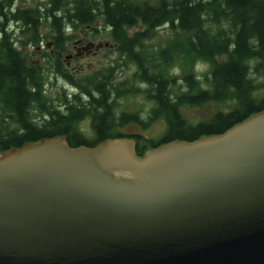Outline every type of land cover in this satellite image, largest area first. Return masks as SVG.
Returning <instances> with one entry per match:
<instances>
[{
  "label": "water",
  "instance_id": "1",
  "mask_svg": "<svg viewBox=\"0 0 264 264\" xmlns=\"http://www.w3.org/2000/svg\"><path fill=\"white\" fill-rule=\"evenodd\" d=\"M134 145L0 152V264H264V110L140 157Z\"/></svg>",
  "mask_w": 264,
  "mask_h": 264
},
{
  "label": "trees",
  "instance_id": "2",
  "mask_svg": "<svg viewBox=\"0 0 264 264\" xmlns=\"http://www.w3.org/2000/svg\"><path fill=\"white\" fill-rule=\"evenodd\" d=\"M97 21L114 39L116 33L120 35L123 43L119 51L136 64V78L147 82V97L154 102L148 119L170 112L171 121L158 140L113 134L91 141L79 136L69 122L71 117L61 115L56 106L43 98L38 66L31 65L26 55L17 50V41L7 26L11 22L20 24L17 32L29 33L28 44L38 45L41 26H48L54 32L52 41H58L65 29L91 27ZM136 24L141 25L143 32L137 31L129 38L121 33ZM165 26L173 32L179 30V42L175 39L172 50L169 46L158 51L152 60H142L145 37ZM221 56L224 60L216 62ZM173 59L178 69L185 71L179 79L186 89L174 100L166 88L168 81L174 79L152 74L156 68L153 61H160L165 69ZM206 64L209 69L200 77L193 75V66L202 68ZM55 69L59 70L58 56ZM254 76L264 78V0H45L27 8H16L10 0H0V152L27 142L64 136L68 129L75 134L65 139L69 147H92L104 139L130 138L135 141L134 151L139 157L146 150L173 140L190 142L220 134L252 113L264 110V99L252 97ZM198 81L206 88H199ZM228 100L233 107L215 112L206 122L189 125L176 114L179 104ZM71 112L73 116L79 113L75 109ZM5 122L14 124V128ZM95 129L97 133L103 131L101 124ZM144 141V145L139 143Z\"/></svg>",
  "mask_w": 264,
  "mask_h": 264
},
{
  "label": "rangeland",
  "instance_id": "3",
  "mask_svg": "<svg viewBox=\"0 0 264 264\" xmlns=\"http://www.w3.org/2000/svg\"><path fill=\"white\" fill-rule=\"evenodd\" d=\"M10 1L13 7L16 8L32 7L35 4L45 2V0H24L23 2L20 0ZM130 1L138 2L140 0ZM8 25V31L12 28L14 30L13 39L14 41H17V50L25 54L27 60L30 53H32L38 45L28 44L26 40L27 38H30L29 33L23 35L20 34L19 31L17 32V28L20 26V24H14L11 22L8 23L7 26ZM83 29L84 31L81 32L80 30ZM137 31L143 32V28L139 24H136L133 27L125 28V30H123L121 33L129 38ZM38 32L42 36L40 39L41 45H44L46 42L52 40L51 36L54 34V32H52L48 26L39 27ZM82 34H85L83 37L86 38L88 42L93 44L107 43L109 45L107 47L111 48H102L97 52L96 56H85L72 61L70 63V66L73 67L72 70H69L68 67L64 66L62 54L60 55L58 71L55 69V62L49 58L47 52H45L43 57L41 56L40 58H32L33 61L39 60L36 63V66H38L40 72L39 78L42 86L43 98L46 99L50 105L57 106L59 108L57 103H59L62 98L63 88L68 86L67 83L64 82L63 78H67L70 81L71 86L89 88L93 87L96 82L103 80V78L106 80L107 78L105 77L111 74L109 71L114 70L113 76L115 77V83L119 82L120 80H126L131 82L132 86L131 90L126 92L128 94L120 95V97L115 102L119 106H122L123 110H127L131 114L139 113V116L144 119V122L148 123L146 126H141L132 122V124L127 127V130L132 133L143 135L145 140H158L160 137H162L166 131L168 123L171 121L169 114L170 112L166 111L167 113L165 112V116L163 114H159L150 120L147 118V116L149 117L151 115V110L154 108V102L151 98L147 97L146 90L148 86L145 84V86L138 85L137 87L136 81L132 79L133 73L135 70L137 71V66L134 62L130 63L124 54L119 51V46L121 43H123V40H120L119 38L120 35L116 33L115 36L117 39H114L111 32L108 29L103 28L102 22L97 21L94 25H92V27H86L85 25H77L75 28L70 27V29H68V31L63 34V37L65 38V35H68L67 38H73L79 37ZM179 35V30L173 32L170 31L166 26L156 28L151 32V34H149L148 38L145 37L147 40H144L141 44L143 53V55H140L141 59L144 61L152 60L158 51H162L164 48L169 46L171 49V45L175 39L179 42ZM63 37L60 38V40H64ZM223 58V56L217 57L215 61L221 62L224 60ZM153 64L156 66L153 73H160L162 78L165 76L167 79H174V81H171L170 83L168 81L169 85L166 87L167 94L170 99L174 100L176 97L180 96L182 92L186 91L183 81L179 79L180 76L185 73V71L182 70L181 72L180 69H178V63L174 59L166 66L165 69L163 68V65L160 61H158V64L156 61H153ZM208 69L209 65L207 64L202 68H200L198 65H195V67L193 66V75L200 77L203 72L207 71ZM70 71L73 72L70 73ZM89 79H92V81ZM195 80H199V78H196ZM253 80V85L256 87H254L252 91V97L255 99H264V78L254 76ZM198 82L199 88H206L205 85L201 83V81ZM135 88H139L143 91L134 90ZM194 93L195 92H190V94ZM233 105L234 104L231 100L207 102L201 103L199 105L179 104L176 106V114L184 121V123L194 125L196 123L208 121L210 117L217 111L230 110ZM5 124L6 126H9V128H14L15 126L10 122H5ZM85 139L90 140V138L87 136ZM139 143L144 145L145 141Z\"/></svg>",
  "mask_w": 264,
  "mask_h": 264
},
{
  "label": "flooded vegetation",
  "instance_id": "4",
  "mask_svg": "<svg viewBox=\"0 0 264 264\" xmlns=\"http://www.w3.org/2000/svg\"><path fill=\"white\" fill-rule=\"evenodd\" d=\"M95 23L96 22H94L92 25ZM84 29L80 31L82 32ZM84 35L82 34L79 37H70L58 41L51 40L46 42L44 45H41V42H39L38 46H36L38 51H33L30 53L27 61L33 65L34 62H38L39 60L33 61L32 58H40L41 56L43 57L45 52H47L49 58L55 62L57 56L60 60V55L62 54L64 66L68 67L69 70H72L73 67L70 66L72 61L85 56H96L100 49L106 48L103 46L96 51L92 47H87V49H85V47L91 42H88L87 39L83 37ZM97 44L100 43L93 45ZM34 65L36 66V64ZM72 72L73 71H70V73ZM109 72H111V74L105 77L107 78L106 80L103 78V80L96 82L93 87L89 88L71 86L70 81L67 78H63L64 82L67 83L68 86L63 88L62 98L60 102L57 103L59 106V108L56 106L57 109H59L61 115L65 117H71L69 120L70 124L74 125V127L78 130V135L82 136L84 139L87 136L91 141L99 140L105 136L113 134L121 136L134 135L135 138H144L143 135L130 132L127 130V127L130 126L132 122L141 126H146L148 123L144 122V119L139 116V113L131 114L127 110H123L122 106H119L115 102L120 97V95L128 94L126 92L131 90V82L120 80L119 82L115 83V77L113 76L114 70ZM152 74L161 76L160 73L156 72ZM63 76L66 77L65 75ZM136 76L137 71L135 70L132 79L136 81L137 87L138 85L145 86V84L147 86L146 81L138 80ZM89 80L92 81V79ZM98 85H101V87ZM134 90L141 89L135 88ZM72 109L79 111V113L73 116L71 112ZM100 124L103 128V131L101 133H97L95 128L97 125L100 126ZM73 136H75V134L68 129L66 133H64V136L61 137H63L65 140L66 137Z\"/></svg>",
  "mask_w": 264,
  "mask_h": 264
}]
</instances>
